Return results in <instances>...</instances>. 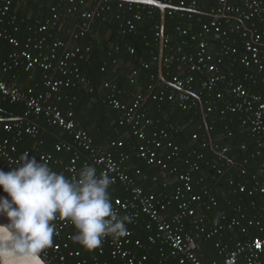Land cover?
Here are the masks:
<instances>
[{
  "label": "built area",
  "instance_id": "1",
  "mask_svg": "<svg viewBox=\"0 0 264 264\" xmlns=\"http://www.w3.org/2000/svg\"><path fill=\"white\" fill-rule=\"evenodd\" d=\"M50 1L64 3L68 13L80 11L79 5L83 4V0ZM173 1H163L178 8L168 9L172 12L181 11L182 16L188 14V18H193L194 13H202L198 11L197 0H179V5ZM12 4V0H0V23L3 25L12 23L7 21ZM80 12L81 26L73 34L74 40L85 35L90 20L95 16L93 11ZM153 13L152 9L147 10L148 15L152 16ZM205 14L211 20L202 24L204 38L181 27L177 29L182 35L191 36L189 46L184 41L174 43L169 35L164 36L163 66L169 71L173 79L171 82L177 88L161 81L158 90L155 91L153 85H150L146 92L154 93L155 100L164 101L167 98L176 107L185 110L200 106L195 95L201 99V95H204L205 100L202 99V102L206 115L238 114L241 128L264 137V91H251L243 82H252L253 86L264 83V32L253 22L249 29L251 38L244 42L241 54L237 46L229 42L231 34L241 30L246 21L251 22L258 18L264 24V0H217ZM143 16L144 12L138 10L132 17L123 19L120 24L121 33L135 31L136 22L142 20ZM232 19L238 20L240 24L232 22ZM226 24L231 26L226 28ZM56 28H59L57 20L37 22L30 27L33 36L22 47L20 41L7 28L0 29V37L9 38L18 47L8 59L0 60V104L4 100H10L26 106L25 115L17 117L21 119L7 120L0 116V169L7 172L20 163L21 156L16 154L20 151L19 145L27 138L33 140L35 146L44 144L41 127L35 121L42 117L49 125L62 129L71 139L57 143L54 151H40V162L47 163L53 171L60 167L70 179H76L84 165H94L98 174L107 173L113 178V185L123 186V193L111 198L114 209L121 215L131 216L132 222L127 224L128 235L119 240L111 236L105 237L100 247L85 252L79 245L76 227L69 220L58 218L53 222L56 226L53 244L42 253L44 261L47 264H264V183L251 188L241 183L237 187V192L241 194L261 195L262 202L257 213L247 215L241 204L229 203L233 210H223L217 219H213L209 210L217 204L216 188L211 182L205 183L206 176L196 181L194 172L200 171L202 162L205 161L213 174L210 179L214 181L224 173V167L220 164L221 157H227L231 146L224 145L221 140L212 142V150L220 157L211 160L195 147L185 154L182 153L180 147L171 139L174 126L167 124L161 127L160 119L151 117L142 109L145 100L143 92L136 94L131 101H125L120 97L125 92L110 83L105 85L110 92L106 94L104 102L120 112L119 123L130 126L133 134L139 138L140 141L135 147L137 158L148 165L159 167L162 173L144 172L131 160L130 154H115L117 149L124 147V141H114L108 148L97 144L76 119L75 112L72 109H63L55 102L64 87L89 86V80L82 75L79 63L91 48L78 44L69 46L68 41L54 37L53 29ZM214 35L220 38L216 53L217 63L223 64L229 57L233 59L226 71L220 70L210 56L212 47L208 38L213 39ZM157 36L161 40L162 33L158 32ZM129 50L134 52L132 47ZM235 63L243 70L235 69ZM37 68L42 72L41 83L24 86L18 81L8 83L4 79L6 74L19 69L30 73L32 78ZM133 75L136 76L137 72ZM168 87L172 90H168ZM149 129H156L157 135L149 136ZM193 139L197 140L198 135L194 134ZM257 146L259 148L244 159V164L250 158L263 156L260 147L264 146V142L258 139ZM109 148H113V151ZM240 148L248 151L246 143L240 144ZM165 152L175 159H182L184 166L171 168L165 162ZM25 153L30 156L31 150L24 149L23 154ZM56 153L61 155L58 157ZM67 153L71 154L68 158L65 156ZM227 165H230V160ZM238 168L242 178L251 177L245 166ZM173 175H176L179 182L174 189L159 193L146 191L145 184L150 181L156 184L163 180V187L167 188ZM256 178V174L253 175V179ZM251 204L256 205L254 201ZM226 232H238L243 237L231 248L230 243L222 239ZM201 238L215 239L214 244L221 261L204 259L199 251Z\"/></svg>",
  "mask_w": 264,
  "mask_h": 264
},
{
  "label": "trees",
  "instance_id": "2",
  "mask_svg": "<svg viewBox=\"0 0 264 264\" xmlns=\"http://www.w3.org/2000/svg\"><path fill=\"white\" fill-rule=\"evenodd\" d=\"M12 1V9L9 17H7V21H11L12 23L10 25L0 23V29L7 28L20 41L21 47L24 46L30 36H33L30 30L31 26L37 24L39 21L45 22L52 19L59 22V28L53 29L55 38L58 37L68 41L69 46L78 44L91 48L90 52L79 63L82 75L89 80V86L64 87L61 89L60 97L55 98V102L63 109H72L75 112L76 119L81 122L82 126L94 138L97 144L108 148L114 141H124V147L117 149L115 154H119V152L130 154L131 160L144 172L151 174L162 173L159 167L148 165L145 161L137 158L135 147L140 141L139 138L133 134L130 126L119 123L120 112L104 102L106 94L110 92V89L105 86L106 83H110L125 92H136L135 95L143 92L145 100L142 103V109L146 110L151 117L160 119L161 127L167 124L174 126L171 132V139L174 144L180 147L182 153L185 154L189 149L195 147L203 151L207 155V159L211 160L220 157L212 150V142L215 143L221 140L224 145L229 144L231 146L227 157H221L220 164L224 167V173L214 181L210 179L213 174L205 165V161L202 162V169L194 172L196 181L200 177L206 176V182H211L212 186L216 188L217 204L210 211L215 215H218L224 209L232 211L233 206L229 205L231 203L232 205L241 204L245 208L247 215H253L258 212V208L262 202L261 195L248 196L246 193L241 194L237 192V187L241 183L246 184L248 188L264 183V146L260 147L263 152L262 157L250 158L249 162L244 164V159L251 152L259 148L257 146L258 139L264 142V137L254 135L247 129L241 128L238 114L228 113L223 116L219 113H207L205 120L200 106L188 110L181 109L176 107L167 98L164 101L155 100L153 98L154 93L146 92L150 85H153L156 91L161 84L159 77L160 37L157 36V33L161 32V12L158 8L137 4L131 5L118 0H83V4L79 2L80 11H93L95 16L90 20V26L86 30L85 35L81 36L78 40H74L73 34L79 31L81 26L80 11L68 13L67 6L64 3L59 4L57 1ZM197 1L199 4L198 11L202 13H194L193 18H188V14L182 16L181 11H167L165 34L172 38V42L181 43L184 41L186 42V46L191 44V36L182 35L178 31V27L187 29L189 33H196L200 38L205 37L202 24L211 20V17L205 13L211 10L212 5L217 0ZM231 1L238 2L239 0ZM173 3L179 5V0H174ZM148 9L154 11L152 16L147 14ZM138 10L143 11L144 16L142 20L136 22V30L122 34L120 24L123 19L132 17ZM232 22L240 24L238 20L232 19ZM253 22H255L256 27L261 32H264V24L256 18L251 22L246 21L241 30L232 33L229 38V42L240 48V52L244 42L251 38L249 29H251ZM230 26L226 24V28ZM246 33L248 35H245ZM208 40L211 45H214V42L216 45L220 44L218 35H214L213 39L208 38ZM262 40V55L264 57V34ZM129 47L134 49L133 53L129 50ZM17 49L18 47L12 44L9 38L0 37V60L8 59L9 55ZM228 63L225 65V68L228 67ZM135 71L137 72L136 76L133 75ZM14 75H16V78H20L21 82L25 85L41 83L42 72L39 68L33 72L32 78H30V73L19 69L18 71L13 70L9 74H6L4 79L8 83H13L17 81ZM164 75L168 80L173 81L165 66ZM133 79L134 82H132ZM138 89H140V92ZM168 90H172V88L168 87ZM120 97L123 99L124 95ZM201 97L205 100L204 95H201ZM69 102H72V105H69ZM25 113L26 106L23 103L4 100L0 104V116L3 119L23 117ZM112 120H115V122L111 123ZM35 121L41 127V139L44 141V144L35 146L33 140L27 138L19 145L20 151L16 155L22 156L24 149L28 148L31 150L29 157L35 156L37 161L40 162V151H54L57 143L64 139H71V137L62 129L49 125L42 117L36 118ZM209 127L212 129L209 130ZM230 132L232 133L231 135L229 134ZM194 134L198 135L197 140L193 139ZM148 135H157V130L149 129ZM203 143H206V145L204 146ZM242 143L248 145V151L241 150L240 144ZM109 150L113 151V148H109ZM56 155L59 157L61 153H56ZM65 156L68 158L71 154L67 153ZM163 156L165 162L171 168L174 166L181 167L182 159H175L168 152H165ZM229 160L230 165H227ZM239 166H245L251 177L242 178ZM56 171L63 173L69 178L60 167ZM255 174L257 176L256 180L253 179V175ZM163 183V180L156 184L150 181L145 184V189L147 192L155 193L163 190L169 191L174 189L179 182L176 175H173L170 177L167 188L163 187ZM108 191L110 198H113L114 195L123 193V186L121 184H112ZM0 194L7 193H3L0 190ZM252 201L256 205L253 206L251 204ZM236 237L240 238V233L236 234ZM79 245L85 252L88 251L83 245ZM200 248L205 253L206 261L214 259L221 261L213 239L203 240Z\"/></svg>",
  "mask_w": 264,
  "mask_h": 264
},
{
  "label": "clouds",
  "instance_id": "3",
  "mask_svg": "<svg viewBox=\"0 0 264 264\" xmlns=\"http://www.w3.org/2000/svg\"><path fill=\"white\" fill-rule=\"evenodd\" d=\"M114 180L84 165L76 179L53 171L25 153L16 167L0 169V264H45L42 253L53 244L58 218L69 220L87 249L103 238L128 235L129 215L119 214L108 191Z\"/></svg>",
  "mask_w": 264,
  "mask_h": 264
},
{
  "label": "crops",
  "instance_id": "4",
  "mask_svg": "<svg viewBox=\"0 0 264 264\" xmlns=\"http://www.w3.org/2000/svg\"><path fill=\"white\" fill-rule=\"evenodd\" d=\"M16 1H18V2H25L26 0H16ZM211 50H210V56L212 57V60L214 61V62H216L217 63V55H216V53H217V50H219V44L218 45H216L215 44V42H214V45H211ZM238 48V47H237ZM238 50H239V54H241L242 52H243V50H244V44H243V46H242V50H241V52H240V48H238ZM239 56V55H238ZM232 58H226L225 59V61H224V63L223 64H218L217 63V65H218V67H219V69L220 70H224V71H226V70H228L229 68H230V64H231V62H232ZM229 62V63H228ZM228 63V67L227 68H225V65ZM235 69H239V70H243V68L239 65V64H237V63H235ZM163 71H164V66H163ZM16 80L21 84V85H24V86H27V85H30V84H23L22 82H21V80H20V78L18 79V77L16 78ZM161 80V79H160ZM162 81V80H161ZM170 81V80H169ZM163 82V81H162ZM245 84H246V86L251 90V91H255V92H263L264 91V83H259L258 85H254L253 86V83L252 82H248V81H243ZM167 85V84H166ZM169 86V85H168ZM171 87V86H170ZM140 89H138V91H139ZM125 92V91H124ZM140 92V91H139ZM136 93V92H135ZM135 93H129V92H125L123 95H124V97H123V100H125V101H131L133 98H134V96H135ZM201 107V106H200ZM115 122V120H112V122L111 123H114ZM81 123V122H80ZM82 125V124H81ZM182 166H184V165H181V167ZM206 184H208V182H206ZM224 210H227V209H224ZM223 211V210H222ZM221 213V211L218 213V215H215L214 213H212L210 210H209V215H210V217H212L213 219H217V217L219 216V214ZM236 234H238V232H236V233H229V232H226V234H224V236H223V241L224 242H229L230 243V247L232 248L233 246H234V244H235V242L237 241V240H239V239H242V235H241V237L240 238H237L236 237ZM203 240H206L205 238H201L200 239V244H201V242L203 241ZM214 240V243H215V239H213ZM215 245V244H214ZM216 248V247H215ZM199 251H200V253L201 254H203V257H204V259H205V253L204 252H202L201 251V248H199ZM218 253V252H217ZM218 256L221 258V256L219 255V253H218ZM214 260H217V259H214ZM221 260H222V258H221Z\"/></svg>",
  "mask_w": 264,
  "mask_h": 264
},
{
  "label": "water",
  "instance_id": "5",
  "mask_svg": "<svg viewBox=\"0 0 264 264\" xmlns=\"http://www.w3.org/2000/svg\"><path fill=\"white\" fill-rule=\"evenodd\" d=\"M118 1L128 2V3H133V4L148 5V6L156 7L160 10V12H161V33H162V37L160 40V53H159V77L167 85H169L173 88H177V86L174 83H172L171 81H169L164 75L163 58H164V52H165V50H164V46H165L164 36H165L167 10L168 9H178V8L176 6L167 4V3L160 1V0H118ZM195 96L200 101V106H201V109L203 111L204 118L206 120V113L204 110V105H203L202 99L198 95H195ZM16 119H21V118L12 117V118H8L7 120H16ZM4 222H6V218L3 216H0V223H4ZM45 264H47V263L45 262Z\"/></svg>",
  "mask_w": 264,
  "mask_h": 264
}]
</instances>
